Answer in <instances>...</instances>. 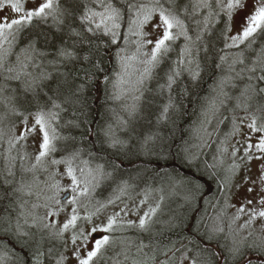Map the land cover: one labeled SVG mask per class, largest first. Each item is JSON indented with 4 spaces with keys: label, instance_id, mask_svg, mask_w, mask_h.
Masks as SVG:
<instances>
[{
    "label": "snow or ice",
    "instance_id": "obj_1",
    "mask_svg": "<svg viewBox=\"0 0 264 264\" xmlns=\"http://www.w3.org/2000/svg\"><path fill=\"white\" fill-rule=\"evenodd\" d=\"M152 81L155 96H166L155 123L144 111ZM101 85L113 106L98 124L81 120ZM194 96L197 119L173 156L183 171L168 164L172 144L159 129L175 128ZM261 101L264 0H0V264H264V223L254 227L264 221ZM232 139L225 168L217 155ZM213 145L212 162L202 160ZM154 159L161 187L137 191L139 176L121 170L147 172ZM165 187L205 211L216 200L215 226L203 215L191 225L195 254L183 246L168 256L156 239L164 197L149 198ZM241 189L239 206L230 203ZM102 191L109 195L101 201Z\"/></svg>",
    "mask_w": 264,
    "mask_h": 264
},
{
    "label": "trees",
    "instance_id": "obj_2",
    "mask_svg": "<svg viewBox=\"0 0 264 264\" xmlns=\"http://www.w3.org/2000/svg\"><path fill=\"white\" fill-rule=\"evenodd\" d=\"M131 39H135L132 37ZM123 43V42H121ZM182 43V40L180 41ZM135 51L134 45H129V51L128 54L131 55L132 52ZM207 80V77H205ZM209 83L211 81H208ZM14 87L16 86L15 84L13 85ZM156 82L152 81L146 85V88L151 89V92H145L144 96V111L145 113H152L151 119L153 123H155V114L158 113L159 108L158 105L162 104L166 101V96L163 98L156 97L155 96V89H156ZM199 91V90H197ZM30 99V97H29ZM187 105V101L184 102ZM88 105L90 112L88 115H82L80 116L81 120H95L96 123L98 124L100 122V118L102 115L105 114L106 109L108 107L113 106L112 102L107 99L104 91L103 85L97 90L96 88H92L90 90V94L88 97ZM87 111V110H86ZM240 115H243V113H239ZM198 115V104L196 103V97L194 96L192 98V105L191 108L189 109V112L187 115L181 116L180 114H177L174 117L175 120V128L171 123H169L167 126L161 125L160 126V132L161 134L165 137L166 141L172 144V155L168 157V164L169 165H176L180 170L187 171L186 166H182V161L180 158L177 156L176 159H173V156H176L177 152L184 147L185 145L182 142V137L184 140L189 139V133L185 131L193 121L197 119ZM107 118V117H105ZM239 123V122H238ZM95 127V125H94ZM221 129L223 132H228L230 130V126H221ZM79 135V133H76ZM215 139V137H213ZM221 139H223V136H221ZM200 141L193 138L189 140V143L187 147L195 152L196 149L192 147L194 144H199ZM227 146V145H226ZM215 145L213 147H204L202 149L204 155L201 157L202 160H208L210 163L212 162V157L213 155H217L215 153ZM227 156L228 154L224 155L223 157H220L217 155V160H223V166L226 168L228 167L226 164L227 161ZM134 164L139 165L141 163L140 160H137L135 156L132 157ZM156 161L155 159L153 160V165L148 166V171L144 172L141 171L139 174L136 171V168L133 166V164H128L127 167L122 169V173L124 176H139V182H138V188L137 191H140V189H143L146 186H151L152 189H159L161 187L159 178H154V165ZM160 164H164L165 161L161 159L159 161ZM209 184L212 185L213 191L215 192V184L212 181H209ZM167 190H169L167 187L164 188L163 192L159 191H153L150 195V198H157L160 200L161 196L164 197L163 204L166 205L167 212L164 215V224L162 226H153V230L155 233H159L156 237L158 241L161 242L163 245H168L170 251H168V256H172L173 251L177 248H181L183 246H188L192 250V254H195L197 251V248L195 245L189 244V238L194 236V233L191 231V225L195 222V219L197 216L203 215L204 220L203 224L209 226L211 224V220L213 218L214 213L217 212V206H216V200H213V203L209 206H207V209L205 211V206L203 202H193L192 204H186L183 200V194L179 196H166ZM170 191V190H169ZM109 195L108 191H102L97 194V199L103 200L105 197ZM141 197V196H137ZM216 199H219V193L216 194ZM171 219V223H168V221ZM182 223L188 224V228L185 230L181 227ZM204 227H201V231H204ZM129 236H135L136 233L135 231L128 233ZM143 241L144 243H148L149 241V235L144 234L143 235ZM175 243L173 244V242ZM54 244V242H53ZM48 245L46 244V247ZM163 258V257H161ZM188 264V261L185 260L184 264ZM156 264H159V261L156 262ZM178 264V261L176 262ZM239 264H243V261H240Z\"/></svg>",
    "mask_w": 264,
    "mask_h": 264
},
{
    "label": "rangeland",
    "instance_id": "obj_3",
    "mask_svg": "<svg viewBox=\"0 0 264 264\" xmlns=\"http://www.w3.org/2000/svg\"><path fill=\"white\" fill-rule=\"evenodd\" d=\"M261 102H264V101H261ZM238 122H239V121H238ZM248 122H250V121H245V124L248 123ZM242 131H243V132H247V131H248L247 127H246V126H245V127H242ZM237 138H242V137H237ZM233 143H235V139L230 140V141H229V144L226 146V147L228 148V156H227V161H226L227 166H230V165L233 163V160H232L231 155H230V153H231V151H232L231 144H233ZM6 146H7V145L5 144L4 147H6ZM29 151H32V149L30 148ZM13 155H15V153H13ZM256 164H257L256 161H253V162H252V174H253V175L256 174ZM243 177H244V172H243V171L239 172V173L237 174V176L235 177V182H240V181L243 179ZM64 182H66V181H62V183H64ZM246 187H247V186H245V189H246ZM245 189H241L240 193H238L236 196L232 197V199L230 200V203H234V204H236L237 206H239V202H240L241 198H242L243 196L246 195V191H245ZM61 195H63V194H61ZM169 195H171V193H170L169 190H167L166 196H169ZM141 198H142V197H136V200L138 201V200L141 199ZM33 199H34V198H33ZM103 200H104V199H103ZM156 201H159V200H158L157 198H155V199H154V198H149V203L155 204ZM119 207H123V205H122V204L119 205V206L115 209V211H119ZM145 207H147V205H145ZM162 208H163V212H162V214H159V215H158V217L156 218L158 222H157L156 224H154L153 226H156V225H157V226H162V225L164 224V221H166V220H164V215H165L166 212H167L166 205H165V204H162ZM89 210H92L91 206H90ZM113 210H114V209H112L111 207L108 208L107 211L104 213V215L106 216V215L110 214ZM218 210H219V209L217 208V211H218ZM43 212H44L43 209H40V210H39V213H40L41 215H43ZM228 212H229V214L234 213V212H235V208H229V209H228ZM141 214H142V212H141ZM80 215H81V216L85 215V211H84L83 209H81V211H80ZM214 215H216V213H214ZM213 217H214V216H213ZM132 218H134V217H132ZM246 218H247V217H244V219H246ZM242 222H243V220L240 221V223H242ZM80 223H83V221H81ZM215 223H216V222L212 219V220H211V224H210L209 226H215ZM262 223H264V221H261L260 219H257L256 222H255L254 227L258 228ZM69 234H70V232H69ZM185 264H186V263H185Z\"/></svg>",
    "mask_w": 264,
    "mask_h": 264
}]
</instances>
